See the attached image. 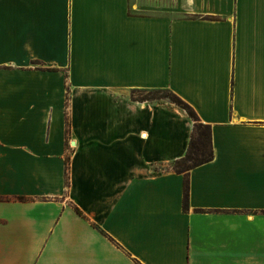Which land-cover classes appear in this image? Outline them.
Segmentation results:
<instances>
[{"label": "crops", "instance_id": "1", "mask_svg": "<svg viewBox=\"0 0 264 264\" xmlns=\"http://www.w3.org/2000/svg\"><path fill=\"white\" fill-rule=\"evenodd\" d=\"M167 1L0 0V264H264V0Z\"/></svg>", "mask_w": 264, "mask_h": 264}, {"label": "trees", "instance_id": "2", "mask_svg": "<svg viewBox=\"0 0 264 264\" xmlns=\"http://www.w3.org/2000/svg\"><path fill=\"white\" fill-rule=\"evenodd\" d=\"M166 90V89H163ZM155 91V90H154ZM168 93L172 97V102L179 105V108L185 111L187 116L193 121V129L191 133V137L185 152V155L176 160L172 164V170L177 174H186L190 169L206 163L212 158V150H211V142H210V128L207 125H203L199 122L195 112L193 109L183 102L180 98H178L175 94L170 92ZM149 92V91H147ZM144 92V93H147ZM142 101H149L153 99H148L146 97L140 98ZM68 97H66V108H67ZM69 133V123L67 119V112L65 113V134L66 136ZM68 169H69V159L68 157L65 159V168H64V183L65 186L68 183ZM186 200V191L184 194ZM19 200H23V198H18Z\"/></svg>", "mask_w": 264, "mask_h": 264}, {"label": "rangeland", "instance_id": "3", "mask_svg": "<svg viewBox=\"0 0 264 264\" xmlns=\"http://www.w3.org/2000/svg\"><path fill=\"white\" fill-rule=\"evenodd\" d=\"M151 1L152 2H156L157 5L151 6V4L149 3L148 0H131L132 7L130 8V12L132 14H137V13H140V14H143V13L144 14H149V13H151L150 11H148V10H150L149 8H153V7L160 8V7H158V6H160V3L161 4L162 3L163 4H166V3L169 2L167 0H151ZM138 2L141 4V6H139L141 8L137 11L136 8H137V3ZM154 10H152V11H154ZM131 97H133L135 99H140V98L146 97L148 99L158 100L161 103L173 104V105L179 107L178 104H175V102L174 103L172 102L173 101L172 100V97L170 96V94L168 93V91L163 90V89H161V90H155V91H149L147 93H144V92H135V93L131 94ZM67 144H69V143H67Z\"/></svg>", "mask_w": 264, "mask_h": 264}]
</instances>
